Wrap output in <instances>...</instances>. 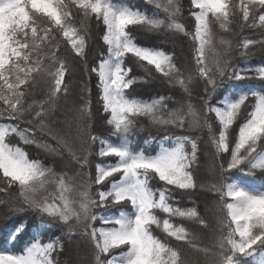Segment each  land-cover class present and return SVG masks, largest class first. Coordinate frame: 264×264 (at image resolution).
<instances>
[{"label": "snow or ice", "instance_id": "1", "mask_svg": "<svg viewBox=\"0 0 264 264\" xmlns=\"http://www.w3.org/2000/svg\"><path fill=\"white\" fill-rule=\"evenodd\" d=\"M145 3L157 11L149 14L121 0H0V181L6 185L0 191H17L19 202L12 212L31 211L66 225L69 234L78 232L92 246L93 264H190L169 238L195 247L196 237L174 219L205 222L195 206H176L173 193L197 189L195 172L204 136L175 135L169 129L199 130L212 149L215 179L208 190L218 195L222 214L216 241L199 251L206 264H264V65L237 67L231 41L221 38L222 47H218L214 32L217 25L232 31L237 11L241 32L264 29V0H239L238 4L190 0L192 33L178 20L182 15L179 0ZM76 14L81 16L79 25L74 22ZM93 18L104 29L101 38L107 54H101L91 71L97 76L98 102L108 114L110 135L118 142L91 131V89L86 82L75 124L59 111L61 98L69 94L65 83L69 68L57 54L58 38L77 57L86 58L90 39L86 21ZM134 29L191 37L195 78L204 84L200 109L191 100L193 75L185 76L173 53L139 44ZM257 44L264 47V39L245 38L239 55H252L249 48ZM129 58L147 79L155 72L170 86H179L188 97L187 112L184 105L169 108L165 97L146 101L127 94L141 81L130 75ZM251 80L260 84L233 83L232 91L213 103L217 89L226 82ZM41 82L47 84L46 94L33 99ZM141 119L163 129V140L171 141V146L161 144L153 151L134 148L132 138ZM37 132L55 146L38 139ZM12 137L35 144L53 157L63 158L66 152L76 168L70 174L30 158L11 142ZM93 155L101 158L94 171ZM236 172L241 176L234 179ZM25 228V223L18 222L9 231L5 244L12 249L0 246V264H59L55 254L63 245L58 238L44 242L33 236L15 249Z\"/></svg>", "mask_w": 264, "mask_h": 264}, {"label": "trees", "instance_id": "2", "mask_svg": "<svg viewBox=\"0 0 264 264\" xmlns=\"http://www.w3.org/2000/svg\"><path fill=\"white\" fill-rule=\"evenodd\" d=\"M121 2L128 6L146 11L149 14L157 11L152 5L146 4L145 0H121ZM179 2L181 4L183 17L179 16L178 20L184 24L185 29L189 33H192L194 32L195 22L190 15V0H179ZM233 2L238 4L239 0H233ZM73 11L75 12V9H73ZM160 15L163 16V13H160ZM80 21L81 16L76 14L74 22L79 25ZM86 24L90 33L88 48L86 50V58L81 59L80 57H77L71 50L70 45L67 44L62 37L58 38L60 47L57 54L59 57L64 58L67 61L69 68V72L65 76V83L69 86V94L67 97L61 98L59 111L62 116L66 115L67 118L73 120L75 124L78 115L76 108L81 102L80 96L82 85L86 82L87 86L91 89V131L97 136L108 138L110 142H118L116 137L110 135L111 126L106 122L108 114L104 113L101 104L98 102V90L96 88L97 76L91 71L93 67L98 65L100 59L102 58L101 54H107L106 45L103 43L101 38L104 29L102 26L98 25V22L94 18L91 21H86ZM239 25L240 14L237 11V15L234 18L233 23L230 25L232 31L225 32L219 29L218 25L214 26L217 46L219 47V40L222 37L231 41L233 47V63L237 67H257L264 65V47L259 44L250 46L249 51L253 53L252 55L246 58H242L239 55V52L242 50V41L245 38L253 40L264 39V29L244 28L241 32ZM133 36L136 41L143 46L157 47L173 53L178 66L185 70V76L191 73L192 69H195L196 66L193 61V49L195 44L190 36H185L182 33H170L166 31H161L159 33L146 32L140 29H134ZM189 51L191 52L190 55ZM127 63L128 66L132 68L130 75L141 78L140 82L134 84L127 90V94L146 101L157 99L159 97H165L169 108H176L184 105L185 110V92H183L179 86H170L163 77L155 72H153V77L151 79H147L145 77L144 70L138 67L133 59L129 58ZM73 65H75V68L71 70ZM233 83H244L249 86H258L260 84L258 80L226 82L224 87L217 89L216 94L213 96V103H215L218 98H223L224 95L231 92ZM203 89L204 86H202L199 91L194 88L193 94L195 96L198 95L199 97L203 94ZM46 91L47 84L41 82L34 89L32 98L36 100L43 99ZM252 102L254 101H249L248 103ZM169 132L174 133L175 135L191 134L200 136L199 132L192 129H189L187 132H182L178 129L170 128ZM36 135L38 139L48 141L55 146L54 141H49L47 137L40 136L38 132ZM75 135L76 130L75 127H73L72 136L74 137ZM164 135L165 132L163 129H158L157 127L151 125L147 119H141L132 138V144L133 147L137 149H144L146 151L159 150V146L161 144L164 146H171V141L163 140ZM11 142L26 151L30 158H40L43 162L56 168L58 171L61 169H67L70 173H72L71 171L76 168L74 162L71 164L69 163L70 157L66 152L63 158L59 156L53 157L43 149L38 148L35 144H24L18 137H12ZM98 148V144L94 145L93 152H97ZM204 156L207 157L209 155L201 151L195 172L198 184L197 189L190 193L181 190H176L173 193V198L177 202L176 206L181 208H190L195 206L200 213L201 218L205 222L204 224H200L195 221L183 220L179 217L174 219L175 223L184 224V226L189 229L190 233L196 237V239L192 241V244L195 245V247L183 241H175L169 238V243L172 246L179 248L182 253V258L187 259L190 264H206V257L203 252L199 251V249L212 247L219 236L220 220L222 219V214L218 211V195L208 190L210 184L201 185L203 182L212 183L215 179L212 171L211 173L207 172L205 163L202 160V158H205ZM90 159L93 161L92 170L94 171L95 163L100 162L101 158L93 155ZM240 176L241 174L238 172L233 173L234 179L239 178ZM257 183H259V178H257ZM5 187L6 185L0 181V189ZM18 202V193L15 189H9L7 192L0 191V246L12 249V245L5 244V237H7L9 231L14 227V225L18 222H23L25 223L26 228L20 235L18 242L15 245V249L18 250L24 246L25 242L33 236H38L44 242H48L50 239L58 238L63 245V248L55 254L59 264H72V262L73 264L74 262L75 264H78L79 262L75 260L76 258L74 257L76 250L82 253L86 250L83 262L85 264H90L93 257V249L85 238L81 237L78 232L69 234L67 226L47 217L42 219L34 212H12L11 209L15 208ZM208 207H210V210L207 209ZM110 211L114 212L115 209ZM156 234L162 237L164 236V234L160 233L159 230H157ZM67 258H70V262Z\"/></svg>", "mask_w": 264, "mask_h": 264}, {"label": "rangeland", "instance_id": "3", "mask_svg": "<svg viewBox=\"0 0 264 264\" xmlns=\"http://www.w3.org/2000/svg\"><path fill=\"white\" fill-rule=\"evenodd\" d=\"M182 16V15H181ZM183 17V16H182ZM222 38H224L225 39V37H222ZM221 39V38H220ZM219 47H222L221 45H219ZM191 54V52L189 51V55ZM73 68H75V65H73L72 67H71V70L73 69ZM191 74L193 75V77H194V80H193V84L191 85V87H192V89L194 90V88L195 89H197L198 91L201 89V87L202 86H204V84H203V82L202 81H200V80H198V79H196L195 78V69H192V71H191ZM85 79V78H84ZM84 85V84H83ZM82 85V86H83ZM181 89V88H180ZM182 90V89H181ZM183 91V90H182ZM184 92V91H183ZM184 96H185V99H184V102L186 101V100H188V97H187V94L185 93L184 94ZM191 100H192V103L195 105V107L197 108V109H200L202 106L199 104V97H198V95L197 96H195L194 94H193V96H192V98H191ZM185 112H187V105L185 104ZM196 132H199V135L201 136V135H203L204 136V138H203V140H202V142H201V151L202 152H204L205 154L207 153L209 156H204L205 158H202V160H203V162L205 163V166H206V169H207V172L208 173H211V171H212V168H211V165H212V163H213V157H212V149H211V147H210V145L208 144V142H207V137H206V134H202L199 130H195ZM74 171V170H73ZM72 172V171H71ZM70 173V172H69ZM71 174V173H70ZM206 184H211L210 182H203V183H201V185L203 186V185H206ZM208 210H210V207H208L207 208ZM66 226V225H65ZM84 249H85V247H84ZM79 250V249H78ZM85 251L86 250H84L83 251V253L82 252H80V251H77L76 250V252L74 253V257L76 258L75 260H77L79 263L78 264H83L84 262H83V259H85ZM91 257H92V255H91ZM68 259V261L70 262V258H67ZM93 257H92V259H91V261H90V264H93ZM72 264H73V262H72ZM74 264H75V262H74ZM85 264V263H84Z\"/></svg>", "mask_w": 264, "mask_h": 264}]
</instances>
